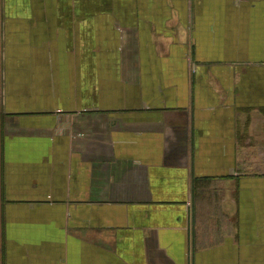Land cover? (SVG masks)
Segmentation results:
<instances>
[{"label": "crops", "instance_id": "obj_1", "mask_svg": "<svg viewBox=\"0 0 264 264\" xmlns=\"http://www.w3.org/2000/svg\"><path fill=\"white\" fill-rule=\"evenodd\" d=\"M0 264H264V0H0Z\"/></svg>", "mask_w": 264, "mask_h": 264}]
</instances>
